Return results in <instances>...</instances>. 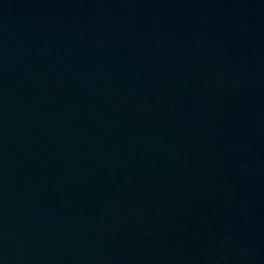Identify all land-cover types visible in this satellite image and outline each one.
I'll return each instance as SVG.
<instances>
[{"label":"water","instance_id":"95a60500","mask_svg":"<svg viewBox=\"0 0 264 264\" xmlns=\"http://www.w3.org/2000/svg\"><path fill=\"white\" fill-rule=\"evenodd\" d=\"M0 264H264V0H0Z\"/></svg>","mask_w":264,"mask_h":264}]
</instances>
